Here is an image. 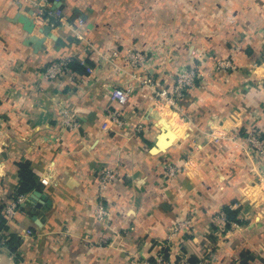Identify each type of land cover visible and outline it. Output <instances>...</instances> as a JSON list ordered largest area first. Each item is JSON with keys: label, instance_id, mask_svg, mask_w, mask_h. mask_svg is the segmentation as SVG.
<instances>
[{"label": "crops", "instance_id": "0c3cea01", "mask_svg": "<svg viewBox=\"0 0 264 264\" xmlns=\"http://www.w3.org/2000/svg\"><path fill=\"white\" fill-rule=\"evenodd\" d=\"M57 1L62 20L46 35L19 18L51 3L0 0V264H136L159 253L201 259L206 249L210 264L246 253V264H264V161L243 146L248 129L264 135V0ZM129 48L144 53V68L129 66ZM62 58L84 72L44 78ZM190 64L203 76L179 108L156 107L138 77L168 87ZM113 88L130 89L124 128L110 121ZM25 161L48 183L7 219L1 207ZM110 167L103 222L94 208ZM233 201L242 222L218 228L216 214ZM180 219L189 227L171 235Z\"/></svg>", "mask_w": 264, "mask_h": 264}, {"label": "built area", "instance_id": "2783aa9c", "mask_svg": "<svg viewBox=\"0 0 264 264\" xmlns=\"http://www.w3.org/2000/svg\"><path fill=\"white\" fill-rule=\"evenodd\" d=\"M35 5V11L32 15L35 26H48L50 28H55L58 25V22L62 20V12L58 9L48 10L44 2L33 3ZM42 28V27H41ZM125 59L127 60L129 66L133 68H144L146 62V56L143 52L127 49L125 53ZM70 60L67 58H62L56 61L49 63L43 72V77L48 80H58L64 77L70 72L69 69ZM218 67L225 68H234V65L226 60H221L217 62ZM86 71L89 74H92L94 68L88 66ZM203 76L202 72L195 64H190L182 68L175 76L174 82L171 86L168 87H159L155 86L150 78H139L138 79L144 83L153 86L154 98L156 105L159 106H168L172 110H177L179 108V102L187 95V93L195 87L196 82L200 80ZM111 98L116 104L115 108L110 114L111 123L117 128H124L128 126V120L124 117L122 113L123 107L126 105L128 98L130 96L129 88H113L111 93ZM64 125L70 129L75 130L78 126V122L70 115L64 113ZM243 146L247 154L253 155L258 160L264 161V135L256 129H248L243 135ZM188 161V160H187ZM185 161L180 164H169L166 167L165 176L167 178H173L178 175L184 168V166L189 164L190 161ZM116 176V171L113 168H108L103 174L99 177L98 180V199L96 206L94 208V217L98 221L106 222L109 219V210L104 202V194L107 186L113 182ZM260 182H264V177H259ZM42 184H47L48 180L43 179ZM28 195L25 194H16L14 198L7 202L3 206V213L5 218H12L21 206L25 205ZM220 219L223 221V224L226 223L225 214L222 211L220 213ZM189 220L181 219L178 224H175L174 228L172 227L171 235H175L177 232L183 230V228L189 224ZM237 224H234L233 227H237ZM27 233L32 235V231L28 230ZM107 239L104 238L103 242H106ZM211 258V257H210ZM211 260L206 258H201L197 261L196 264H210ZM136 264H190L189 259L185 256H179L174 261L170 260L163 253L156 254L152 259H146L139 261ZM232 264H239L238 260Z\"/></svg>", "mask_w": 264, "mask_h": 264}, {"label": "trees", "instance_id": "16d2710c", "mask_svg": "<svg viewBox=\"0 0 264 264\" xmlns=\"http://www.w3.org/2000/svg\"><path fill=\"white\" fill-rule=\"evenodd\" d=\"M91 63V62H89ZM69 69L73 72L82 74L84 68L81 65H78L75 62H69ZM18 185L16 187V194H25L29 195L33 190H40L42 187V183L36 179L34 173L30 168V164L28 161L18 163ZM234 204V201L231 204H228L222 208V211L225 214L226 223L222 229H231L234 224L239 225L242 220L239 216V208L233 209L230 205ZM1 213L3 211V205L1 207ZM3 222H0V226ZM167 256V253H165ZM250 259L246 254H242L239 259V264H246L247 260ZM197 259L191 258L189 259L190 264H196Z\"/></svg>", "mask_w": 264, "mask_h": 264}, {"label": "water", "instance_id": "95a60500", "mask_svg": "<svg viewBox=\"0 0 264 264\" xmlns=\"http://www.w3.org/2000/svg\"><path fill=\"white\" fill-rule=\"evenodd\" d=\"M47 2H49V3H51L53 5V8H52L53 10L58 9L61 6V2H59L57 0H47ZM19 21L24 25V29L27 32L31 33L34 30L35 24H34V21H33V18L32 17L30 18L28 16H21L19 18ZM40 29L46 35H48L49 32H50V30H51V28L48 27V26H44V27H42Z\"/></svg>", "mask_w": 264, "mask_h": 264}, {"label": "rangeland", "instance_id": "374dc122", "mask_svg": "<svg viewBox=\"0 0 264 264\" xmlns=\"http://www.w3.org/2000/svg\"><path fill=\"white\" fill-rule=\"evenodd\" d=\"M153 95H154V93H153ZM155 99V98H154ZM156 107L158 106V107H160L161 108V106H159V105H155ZM110 168H112V167H110ZM108 168H106L103 172H105L106 170H107ZM114 169V168H113ZM115 170V169H114ZM166 171V170H165ZM103 172L101 173V175L103 174ZM222 212V209L216 214V216H215V221H214V224L218 227V228H223L224 227V224H223V221L220 219V213ZM181 220V219H180ZM180 220H177L176 222H175V224H178V222L180 221ZM186 220H188V219H186ZM189 227V224L188 225H186L184 228H183V230L185 231V230H187V228ZM174 228V227H173ZM171 230H172V228H171ZM212 256V252L210 251V250H207L206 249V251H205V253H204V256H203V258H206V259H209V260H211V257ZM197 260H199V259H197Z\"/></svg>", "mask_w": 264, "mask_h": 264}]
</instances>
